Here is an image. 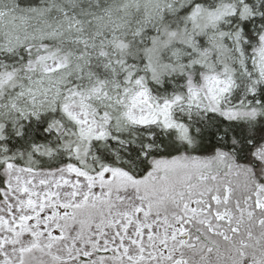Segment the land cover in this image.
Returning <instances> with one entry per match:
<instances>
[{"label": "snow or ice", "instance_id": "6c2138e0", "mask_svg": "<svg viewBox=\"0 0 264 264\" xmlns=\"http://www.w3.org/2000/svg\"><path fill=\"white\" fill-rule=\"evenodd\" d=\"M0 264H264V0H0Z\"/></svg>", "mask_w": 264, "mask_h": 264}]
</instances>
